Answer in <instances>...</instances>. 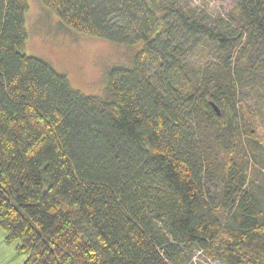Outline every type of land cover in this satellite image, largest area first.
<instances>
[{
	"label": "trees",
	"instance_id": "1",
	"mask_svg": "<svg viewBox=\"0 0 264 264\" xmlns=\"http://www.w3.org/2000/svg\"><path fill=\"white\" fill-rule=\"evenodd\" d=\"M40 1L79 35L142 49L131 66L109 68L105 97L84 95L22 52L28 0H0V229L24 264H186L194 248L264 264L242 171L225 175L232 226L213 214L197 119L233 132L242 123L234 76L264 46V0H237L239 27L173 0ZM203 41L218 68L190 91L188 59Z\"/></svg>",
	"mask_w": 264,
	"mask_h": 264
},
{
	"label": "rangeland",
	"instance_id": "2",
	"mask_svg": "<svg viewBox=\"0 0 264 264\" xmlns=\"http://www.w3.org/2000/svg\"><path fill=\"white\" fill-rule=\"evenodd\" d=\"M173 1L190 16L205 22L215 24L227 21L235 27L242 24L237 0ZM28 4V39L22 52L50 63L58 72L66 75L74 90L84 95L105 97L109 68L131 66L134 55L142 49L141 43L123 45L79 35L63 26L40 0H28ZM216 57L215 46L203 41L188 59L187 64L195 74L190 91L200 88L205 80L213 78L218 68ZM238 57L235 52V63L239 62ZM237 72L234 76L237 99L244 113L238 128L233 132L197 116L198 141L206 162L204 179L209 190L210 205L217 222L224 227L232 226L235 212L234 208L227 207L224 200L225 175L231 167L244 173L241 175L247 180L245 189L251 203L256 204L258 220L264 224V46L254 43L248 62ZM219 75L223 83L225 76L221 72ZM249 130L252 135H249ZM249 143L252 145L249 146ZM18 243L15 241L10 244L16 249ZM24 257L16 253L14 258L18 263ZM189 258L186 264H228L196 248L190 251Z\"/></svg>",
	"mask_w": 264,
	"mask_h": 264
},
{
	"label": "crops",
	"instance_id": "3",
	"mask_svg": "<svg viewBox=\"0 0 264 264\" xmlns=\"http://www.w3.org/2000/svg\"><path fill=\"white\" fill-rule=\"evenodd\" d=\"M0 230V264H24L25 257L17 263L15 254L16 249L5 241V234Z\"/></svg>",
	"mask_w": 264,
	"mask_h": 264
},
{
	"label": "water",
	"instance_id": "4",
	"mask_svg": "<svg viewBox=\"0 0 264 264\" xmlns=\"http://www.w3.org/2000/svg\"><path fill=\"white\" fill-rule=\"evenodd\" d=\"M212 107L214 108V110L217 112L218 115H220V110L219 108L212 102L211 103Z\"/></svg>",
	"mask_w": 264,
	"mask_h": 264
}]
</instances>
